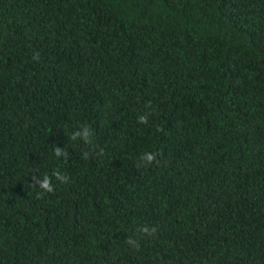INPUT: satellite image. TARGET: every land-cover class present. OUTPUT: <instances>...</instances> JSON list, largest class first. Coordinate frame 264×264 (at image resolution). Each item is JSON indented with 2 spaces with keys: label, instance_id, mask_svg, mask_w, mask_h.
Masks as SVG:
<instances>
[{
  "label": "trees",
  "instance_id": "obj_1",
  "mask_svg": "<svg viewBox=\"0 0 264 264\" xmlns=\"http://www.w3.org/2000/svg\"><path fill=\"white\" fill-rule=\"evenodd\" d=\"M0 264H264V0H0Z\"/></svg>",
  "mask_w": 264,
  "mask_h": 264
},
{
  "label": "clouds",
  "instance_id": "obj_2",
  "mask_svg": "<svg viewBox=\"0 0 264 264\" xmlns=\"http://www.w3.org/2000/svg\"><path fill=\"white\" fill-rule=\"evenodd\" d=\"M147 117L146 116H140L139 117V122L141 123H147ZM57 154H59V150H57ZM143 157L146 158L149 162H152L156 159V156L154 153H145L143 154ZM35 182H37L35 180ZM64 182L66 183L67 180L64 179ZM40 187L44 190V192H53L54 188L53 186L50 184L49 179L46 178L43 182L40 183ZM129 243H132L131 238H129Z\"/></svg>",
  "mask_w": 264,
  "mask_h": 264
}]
</instances>
